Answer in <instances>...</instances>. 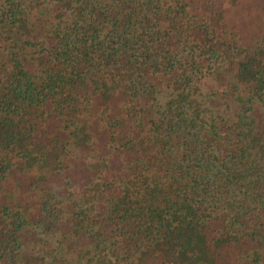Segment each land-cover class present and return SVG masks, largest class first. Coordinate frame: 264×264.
<instances>
[{
  "label": "trees",
  "instance_id": "16d2710c",
  "mask_svg": "<svg viewBox=\"0 0 264 264\" xmlns=\"http://www.w3.org/2000/svg\"><path fill=\"white\" fill-rule=\"evenodd\" d=\"M0 264H264V0H0Z\"/></svg>",
  "mask_w": 264,
  "mask_h": 264
},
{
  "label": "rangeland",
  "instance_id": "374dc122",
  "mask_svg": "<svg viewBox=\"0 0 264 264\" xmlns=\"http://www.w3.org/2000/svg\"><path fill=\"white\" fill-rule=\"evenodd\" d=\"M212 84L211 83H207V86H211Z\"/></svg>",
  "mask_w": 264,
  "mask_h": 264
}]
</instances>
